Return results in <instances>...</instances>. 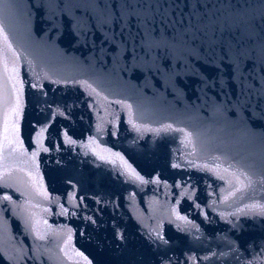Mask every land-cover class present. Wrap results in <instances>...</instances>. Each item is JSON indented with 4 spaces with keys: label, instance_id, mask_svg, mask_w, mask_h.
Instances as JSON below:
<instances>
[{
    "label": "water",
    "instance_id": "obj_1",
    "mask_svg": "<svg viewBox=\"0 0 264 264\" xmlns=\"http://www.w3.org/2000/svg\"><path fill=\"white\" fill-rule=\"evenodd\" d=\"M0 264H264V0H0Z\"/></svg>",
    "mask_w": 264,
    "mask_h": 264
}]
</instances>
